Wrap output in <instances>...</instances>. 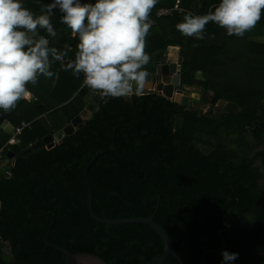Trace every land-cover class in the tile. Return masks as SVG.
<instances>
[{"label":"trees","instance_id":"trees-1","mask_svg":"<svg viewBox=\"0 0 264 264\" xmlns=\"http://www.w3.org/2000/svg\"><path fill=\"white\" fill-rule=\"evenodd\" d=\"M49 2L23 0V5L39 15ZM218 2L159 0L150 19L161 8L204 15ZM184 14L155 19L145 52L151 57L179 46L181 85L210 92L213 106L223 100L237 112L215 114L214 106L203 114L157 94L109 97L61 144L23 158L24 149L62 130L99 93L82 86V75L54 63L61 71L54 88L34 92V102L19 101L6 120L13 127L31 123L9 147L16 155L9 178L0 176V239L10 248L8 264L64 263L44 244L49 215L55 219L50 243L70 254H92L108 264H147L163 250L148 226H109L91 218L83 170L105 152L88 171L98 218H150L160 197L154 222L170 236L183 264H202L203 257V264H221L223 250L239 254L233 264H264V12L244 37L228 36L210 22L203 40L176 30ZM60 16L51 14L57 37H48L50 46L74 59L78 38L59 39L71 33ZM179 117L183 129L174 131ZM0 135L2 147L10 134ZM164 264L178 263L169 257Z\"/></svg>","mask_w":264,"mask_h":264},{"label":"clouds","instance_id":"clouds-1","mask_svg":"<svg viewBox=\"0 0 264 264\" xmlns=\"http://www.w3.org/2000/svg\"><path fill=\"white\" fill-rule=\"evenodd\" d=\"M159 0H50L34 14L23 0H0V111L30 100L27 87L38 78H51L52 65L66 52L50 46L57 37L51 13H61L60 23L78 38L74 59L61 63L63 71L80 77L87 87L111 98L138 93L145 84L146 37L152 26L150 13ZM264 12V0H219L204 15L188 12L175 25L181 35L203 40L206 25L214 23L228 36L244 37ZM43 30L47 35H42ZM238 253L223 250L221 264H233Z\"/></svg>","mask_w":264,"mask_h":264},{"label":"water","instance_id":"water-1","mask_svg":"<svg viewBox=\"0 0 264 264\" xmlns=\"http://www.w3.org/2000/svg\"><path fill=\"white\" fill-rule=\"evenodd\" d=\"M180 48L176 45L167 46L164 50L155 52L151 56L150 64L151 68L146 70V78L144 87L136 93L133 92L132 95L128 96H146L157 94L158 96L164 97L168 100L173 101L175 104L180 106L188 107L191 102H199L201 99V94L190 93L189 89L181 85V67L183 63V58L179 56ZM212 95V93L209 92ZM109 97L102 95L100 92L95 94L90 102H88L80 112V114L75 117L70 124L64 127L62 130H59L53 135H47L42 138L41 141L35 142L30 145L28 148L24 149L20 156L25 158L31 154L44 148L49 151L55 148L57 145L61 144L65 137H69L76 129L81 128L85 122L89 121L96 111L97 107L101 105ZM11 112V109L5 113H0V126L7 120ZM215 113H227L234 114L237 112V108L232 103H227L223 100L218 101L214 107ZM184 126V119L182 117L176 118L174 123V131H181ZM105 154L98 153L94 156L91 162L83 170V178L87 187V207L91 218L99 224L117 226V225H144L151 228L162 240L163 250L157 254L151 261L147 264H164L169 257L175 259L178 264H183L180 258L174 251V246L170 236L154 222L155 215L159 208L160 197L157 199V207L155 213L150 218H134V219H120V220H106L98 218L92 208V186L88 179V171L96 160ZM16 155L10 150L6 154V163L8 166L12 167L15 164ZM117 168L118 161L115 159ZM126 175V174H125ZM0 176L7 178L5 169L0 168ZM127 176V175H126ZM1 207V204H0ZM51 225L47 230V233L44 237V244L47 248L61 254L64 257L63 264H108L103 259L88 253H78L70 254L68 251L59 248L50 243L49 237L51 235L55 219L50 216ZM4 246L8 247V252L4 251ZM12 260L10 256V248L7 243H3L0 239V264H8ZM204 263V257L203 262Z\"/></svg>","mask_w":264,"mask_h":264},{"label":"crops","instance_id":"crops-1","mask_svg":"<svg viewBox=\"0 0 264 264\" xmlns=\"http://www.w3.org/2000/svg\"><path fill=\"white\" fill-rule=\"evenodd\" d=\"M58 37L61 40H70L73 37V34L72 33H67V32H62V33H60L58 35ZM181 52L182 51H181V48H180L179 56L182 57ZM150 59H151V57H150ZM148 63H150V62H148ZM51 70L54 72V76L53 77L45 78V77L41 76V77L38 78V82H37L36 85H30L29 90L32 92V98L30 100H25V101L34 102L35 101V98L33 97L34 92L38 93L40 90L41 91H51L54 88V86H55V84H56V82L58 80V76L61 73V71H60V67H56L55 65L54 66L52 65V69ZM182 86L187 88V89H189V90L194 89V90H197V91H202V90H200L198 88H195V87H189V86H184V85H182ZM3 125H1L0 131H2V133H5V134L7 133V134L11 135V131H12L13 126L8 121H5L3 123ZM1 135H0V137H1ZM0 140H1V138H0ZM9 167L10 166H7L6 161H3V163H2L0 168H3V169H5V171H8ZM5 249L8 251V247L4 246V251H6Z\"/></svg>","mask_w":264,"mask_h":264},{"label":"built area","instance_id":"built-area-1","mask_svg":"<svg viewBox=\"0 0 264 264\" xmlns=\"http://www.w3.org/2000/svg\"><path fill=\"white\" fill-rule=\"evenodd\" d=\"M54 11H58V10H53V12ZM185 12H186V10H184L183 8H180V7H176V8H161V9L157 10V12L155 14V18L153 20H151L152 21L151 28L156 25L155 19L171 18L175 14H179L180 15V14H184ZM70 60H72V59L69 58V57H65L62 62H58L59 66L61 67V63H67ZM82 86L83 87H87L86 85H84V83L82 84ZM30 124L31 123H28V122H21L19 126L12 128L9 140L6 142V144L4 146L0 147V167H1L2 163H3V161H5V159H6V154L9 151V147L18 143V136L25 129H29L30 128ZM6 174H8L7 178H9V176H10L9 171H6Z\"/></svg>","mask_w":264,"mask_h":264},{"label":"rangeland","instance_id":"rangeland-1","mask_svg":"<svg viewBox=\"0 0 264 264\" xmlns=\"http://www.w3.org/2000/svg\"><path fill=\"white\" fill-rule=\"evenodd\" d=\"M260 41H262L264 43V39H261ZM150 60L151 59H149V62H150ZM149 68H151V64L150 63H148L147 65L144 66V71L148 70ZM189 92L190 93H196V94L197 93L199 94V92H200L201 99H200L199 102H191L190 101L188 107L193 108V109H196V110H200L201 113L206 114L207 112L211 111L214 106H216V105L213 106V104H212V97H211L212 95L211 94H209V93H203L202 91H197V90H194V89L189 90ZM127 98H130V97H127ZM215 114H220V113H215ZM222 143L227 144L226 140H224V142H222ZM199 149L206 151V150H208V147L199 145ZM5 252L7 253L8 251L6 250Z\"/></svg>","mask_w":264,"mask_h":264}]
</instances>
